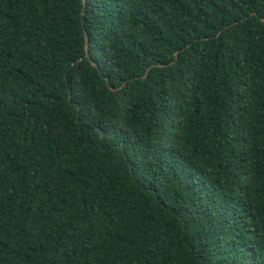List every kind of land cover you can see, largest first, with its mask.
<instances>
[{"label": "trees", "instance_id": "1", "mask_svg": "<svg viewBox=\"0 0 264 264\" xmlns=\"http://www.w3.org/2000/svg\"><path fill=\"white\" fill-rule=\"evenodd\" d=\"M0 264H264V0H0Z\"/></svg>", "mask_w": 264, "mask_h": 264}, {"label": "water", "instance_id": "2", "mask_svg": "<svg viewBox=\"0 0 264 264\" xmlns=\"http://www.w3.org/2000/svg\"><path fill=\"white\" fill-rule=\"evenodd\" d=\"M84 13V12H83ZM90 43V39H89V35L87 34V45H89ZM76 62V61H75Z\"/></svg>", "mask_w": 264, "mask_h": 264}]
</instances>
